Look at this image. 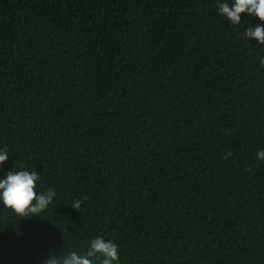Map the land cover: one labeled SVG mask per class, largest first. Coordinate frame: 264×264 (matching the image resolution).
Listing matches in <instances>:
<instances>
[{
	"label": "trees",
	"instance_id": "1",
	"mask_svg": "<svg viewBox=\"0 0 264 264\" xmlns=\"http://www.w3.org/2000/svg\"><path fill=\"white\" fill-rule=\"evenodd\" d=\"M224 2L0 0V179L56 191L35 217L0 202V264L97 236L113 264H264V44L243 36L264 22Z\"/></svg>",
	"mask_w": 264,
	"mask_h": 264
},
{
	"label": "clouds",
	"instance_id": "2",
	"mask_svg": "<svg viewBox=\"0 0 264 264\" xmlns=\"http://www.w3.org/2000/svg\"><path fill=\"white\" fill-rule=\"evenodd\" d=\"M218 7L219 13L233 25L241 23L242 13L255 16L264 22V0H233L231 4L226 0L223 4L218 3ZM243 36L264 44V24L256 25L254 28L247 27ZM261 64L264 65V58H261ZM229 156L231 153H226L224 158L227 159ZM8 158V152L0 149V164L6 162ZM256 158L264 161V149L257 152ZM250 170L246 169V171ZM40 179V175L35 170L9 171L3 179H0V202L6 209H10L20 217L40 216L56 197V191L52 188L46 192L36 191L37 182ZM82 203L83 200L74 201L72 208L79 211ZM97 254L103 257L101 264H113L118 260L117 245L111 240L105 241L97 236L91 241L89 250L84 254L71 251L60 257L50 256L46 264H93L92 258Z\"/></svg>",
	"mask_w": 264,
	"mask_h": 264
}]
</instances>
